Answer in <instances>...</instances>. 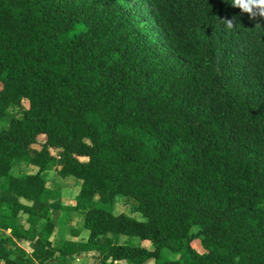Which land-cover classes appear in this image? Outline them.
<instances>
[{
  "label": "trees",
  "instance_id": "1",
  "mask_svg": "<svg viewBox=\"0 0 264 264\" xmlns=\"http://www.w3.org/2000/svg\"><path fill=\"white\" fill-rule=\"evenodd\" d=\"M22 164L39 171L14 177ZM53 170L81 183L60 222L85 218L58 247ZM120 196L141 220L113 213ZM15 241L31 253L13 254ZM94 252L112 264H264V18L231 0H0V260Z\"/></svg>",
  "mask_w": 264,
  "mask_h": 264
},
{
  "label": "crops",
  "instance_id": "2",
  "mask_svg": "<svg viewBox=\"0 0 264 264\" xmlns=\"http://www.w3.org/2000/svg\"><path fill=\"white\" fill-rule=\"evenodd\" d=\"M41 151V148H37V145H34L31 147L30 152L33 156L39 154ZM61 167V163L58 162V169ZM16 170V176L14 177H23L27 175H35L38 173L39 169L34 167V166H26L24 164L22 165H17L15 167ZM55 175L56 178H59L60 176L58 175L57 170H53L50 172H46L44 174L45 179L49 183H53L54 186L60 191L61 193V199L52 202L51 204V216L52 220L58 224L59 229L57 234L54 236L52 239L53 244L55 246H59L61 243L64 242L66 238H69L71 236V231L73 230H78V229H83L84 227V214L82 212L79 213H72L70 216L66 217L63 219L62 222H60L61 216H62V207L63 206H76L78 202V197L81 192V183L79 181H76L75 179L67 178L70 181H75V187L73 188L72 186H67V181L69 180H60L58 181L57 179H51V177ZM60 179V178H59ZM52 180V182H50ZM65 183V184H64ZM69 183V182H68ZM75 194V197L72 199V195ZM123 199H119L117 197L115 206L118 204L119 201ZM126 200V199H125ZM22 203L29 205L28 202L25 200H22ZM114 206L113 213L115 215L123 214V212H116ZM137 220H141V218H135ZM26 222V218L22 220V224ZM7 234H11V231L6 232ZM111 237V236H110ZM112 238V237H111ZM127 237L121 236L119 237L116 241L120 245H126L130 243V239H126ZM88 239V233L83 232L80 241H86ZM103 242V241H102ZM15 248H11L10 250L13 252V254L18 253V248H21L25 250L28 253H31V246L30 244H22L18 243L17 241L14 242ZM0 264H5L2 260H0ZM69 264H112V256L111 255H106L104 257H100V255L97 252L94 253H89L87 255H81V256H74L72 259L69 260Z\"/></svg>",
  "mask_w": 264,
  "mask_h": 264
},
{
  "label": "rangeland",
  "instance_id": "3",
  "mask_svg": "<svg viewBox=\"0 0 264 264\" xmlns=\"http://www.w3.org/2000/svg\"><path fill=\"white\" fill-rule=\"evenodd\" d=\"M9 114L11 115V116H17V117H21L22 116V111H21V108H19V107H16V108H12L11 110H9ZM2 128L3 129H5L6 128V123L4 122L3 124H2ZM37 148H40V145H37ZM59 155H61V154H59ZM58 155V156H59ZM12 175H14V176H16V170H15V168L12 170ZM57 179L58 181H60V180H66V179H63V178H61V177H59V178H56V176L55 175H53L52 177H51V179ZM69 179H71V178H69ZM69 179H67V180H69ZM66 180V181H67ZM50 182H52V180L50 181ZM69 182V183H68ZM53 186H54V184L53 183H51ZM65 184V183H64ZM67 186H72L73 188L75 187V181H67ZM75 197V194H73L72 195V199ZM119 199H123V200H121V201H119L118 202V204L115 206V210H116V212H123L124 214H126V215H128V216H131V217H133V218H141V215L140 214H138V213H136L135 211H134V208H133V204H132V202L130 201V200H125V198L124 197H122V196H120L119 197ZM198 231H197V229H195V230H193V233L194 234H196ZM126 239H129V238H126ZM130 243H128V244H134V245H140L141 244V242H140V240H138V239H130ZM192 246H193V248L199 253V254H204L205 253V251L203 250V248H202V246H201V242H200V240H195L194 242H193V244H192ZM150 247H151V245H150ZM164 256L167 258V259H169V260H171V261H177V260H179L180 259V255L179 254H176V253H173V252H171V251H168V250H164ZM239 262L240 263H242V264H245V263H247V259L246 258H241L240 260H239Z\"/></svg>",
  "mask_w": 264,
  "mask_h": 264
},
{
  "label": "clouds",
  "instance_id": "4",
  "mask_svg": "<svg viewBox=\"0 0 264 264\" xmlns=\"http://www.w3.org/2000/svg\"><path fill=\"white\" fill-rule=\"evenodd\" d=\"M231 6L240 9L242 14H247L251 19L257 16L264 18V0H231ZM237 20L238 18L233 16L231 19L225 18L220 21L227 30H236L240 26Z\"/></svg>",
  "mask_w": 264,
  "mask_h": 264
},
{
  "label": "built area",
  "instance_id": "5",
  "mask_svg": "<svg viewBox=\"0 0 264 264\" xmlns=\"http://www.w3.org/2000/svg\"><path fill=\"white\" fill-rule=\"evenodd\" d=\"M58 155H59V154H58ZM58 155H57V160H58V161H61V160H62V156H61V155L58 156Z\"/></svg>",
  "mask_w": 264,
  "mask_h": 264
}]
</instances>
